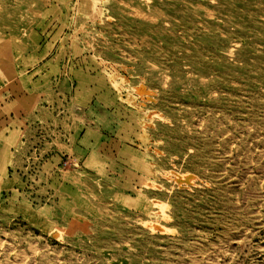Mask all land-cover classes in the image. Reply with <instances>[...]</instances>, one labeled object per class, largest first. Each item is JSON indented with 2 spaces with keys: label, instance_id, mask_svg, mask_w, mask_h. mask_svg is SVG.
<instances>
[{
  "label": "rangeland",
  "instance_id": "1",
  "mask_svg": "<svg viewBox=\"0 0 264 264\" xmlns=\"http://www.w3.org/2000/svg\"><path fill=\"white\" fill-rule=\"evenodd\" d=\"M0 37V119L18 89L45 113L52 81L90 85L100 126L116 111L134 137L145 202L91 199L54 233L0 204V264H264V0H0Z\"/></svg>",
  "mask_w": 264,
  "mask_h": 264
},
{
  "label": "crops",
  "instance_id": "2",
  "mask_svg": "<svg viewBox=\"0 0 264 264\" xmlns=\"http://www.w3.org/2000/svg\"><path fill=\"white\" fill-rule=\"evenodd\" d=\"M69 83L64 76L52 81L56 87L45 113L34 108L41 97L34 88L18 89L9 100L14 111L0 119L9 131L0 133V172L5 156L8 172L1 184L9 187L0 204L42 233L68 228L75 216L85 215L91 199L108 195L136 211L145 203L132 192L143 180L132 133L116 126V111L105 110L106 127L100 126L90 85H73L72 96L64 99L59 89L68 94ZM6 86L0 77V90ZM60 103H70L72 113L59 112Z\"/></svg>",
  "mask_w": 264,
  "mask_h": 264
},
{
  "label": "bare ground",
  "instance_id": "3",
  "mask_svg": "<svg viewBox=\"0 0 264 264\" xmlns=\"http://www.w3.org/2000/svg\"><path fill=\"white\" fill-rule=\"evenodd\" d=\"M217 1V0H216ZM243 1V0H242ZM258 1V0H257ZM256 2V1H255ZM97 3V2H96ZM199 3V2H198ZM242 6V5H241ZM249 7V6H248ZM213 8V7H212ZM245 8H247V7H245ZM259 11V10H258ZM228 14V13H227ZM208 15V14H207ZM205 16V15H204ZM239 23V22H238ZM244 23V22H243ZM196 24V23H195ZM221 24H222V22H221ZM222 27V26H221ZM231 28V27H230ZM226 31V30H225ZM229 33V32H228ZM246 33V32H245ZM244 33V34H245ZM220 34V33H219ZM235 35H236V33H235ZM212 37V36H211ZM113 41V40H112ZM4 41H2V38L0 37V47L3 45L4 46V43H3ZM217 42V41H216ZM215 43V42H214ZM212 44V43H211ZM218 44V43H217ZM216 44V45H217ZM213 45H215V44H213ZM212 45V46H213ZM211 46V47H212ZM184 54V53H183ZM184 56V55H183ZM186 56V55H185ZM223 85V84H222ZM209 89V88H208ZM243 101V100H242ZM261 117V116H260ZM263 118V117H262ZM177 119V118H176ZM181 122V121H180ZM262 122V121H261ZM176 129V128H175ZM195 130V129H194ZM215 131V130H214ZM229 145V144H228ZM200 146V145H199ZM187 148V147H186ZM173 149V148H172ZM221 149V148H220ZM230 150V149H229ZM158 161V160H157ZM214 163V162H213ZM177 194V193H176ZM181 205V204H180ZM184 213V212H183ZM162 219V218H161ZM194 244V243H193ZM145 245V244H144ZM167 247V246H166ZM191 251V250H190ZM193 252V251H192ZM198 253V252H197ZM151 256V255H150ZM209 260V259H208ZM208 263V262H207Z\"/></svg>",
  "mask_w": 264,
  "mask_h": 264
}]
</instances>
